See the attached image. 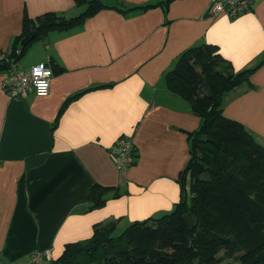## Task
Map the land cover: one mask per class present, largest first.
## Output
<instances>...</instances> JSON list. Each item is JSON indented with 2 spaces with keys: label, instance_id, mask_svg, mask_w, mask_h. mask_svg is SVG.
I'll list each match as a JSON object with an SVG mask.
<instances>
[{
  "label": "crops",
  "instance_id": "obj_1",
  "mask_svg": "<svg viewBox=\"0 0 264 264\" xmlns=\"http://www.w3.org/2000/svg\"><path fill=\"white\" fill-rule=\"evenodd\" d=\"M101 1L109 7L50 32L20 60L26 69L41 61L55 66L47 96L11 99L0 72L4 264H27L46 249L56 260L66 244L90 239L96 224H115L118 236L134 221L175 208L189 135L201 119L168 88L166 74L191 46L218 45L236 72L257 66L221 107L264 146V0L235 18L212 16L213 0ZM84 9L75 0H0V52L12 47L25 15L71 17ZM121 136L132 138L138 155L127 170L111 150ZM94 183L114 188L98 208L89 202Z\"/></svg>",
  "mask_w": 264,
  "mask_h": 264
},
{
  "label": "trees",
  "instance_id": "obj_2",
  "mask_svg": "<svg viewBox=\"0 0 264 264\" xmlns=\"http://www.w3.org/2000/svg\"><path fill=\"white\" fill-rule=\"evenodd\" d=\"M75 2L85 6L75 16L53 11L25 15L21 33L0 59V72L50 32L80 26L109 7L101 0ZM256 67L236 72L212 43L182 52L166 74L167 86L190 103L201 123L189 135L191 156L179 176L180 201L168 213L130 223L118 236L113 235L115 224H96L90 239L66 244L52 264H222L223 259L264 264V146L221 107L224 94L247 81ZM137 156L133 143L130 167ZM204 172L211 181L200 180ZM111 191L113 187L92 184L90 207L103 206ZM188 212L198 220L193 229L183 219Z\"/></svg>",
  "mask_w": 264,
  "mask_h": 264
},
{
  "label": "built area",
  "instance_id": "obj_3",
  "mask_svg": "<svg viewBox=\"0 0 264 264\" xmlns=\"http://www.w3.org/2000/svg\"><path fill=\"white\" fill-rule=\"evenodd\" d=\"M253 8V0H213L209 12L216 16L225 12L230 17H238ZM20 50L16 54H20ZM8 52H0L4 59ZM54 76L52 67L44 61L38 62L26 69L20 66V61H13L3 72L2 87L11 99H23L29 94L47 96L50 93L51 80ZM133 141L128 136L120 137L111 147L113 158L120 170H127L132 161ZM53 258L49 249L36 250L27 264H52Z\"/></svg>",
  "mask_w": 264,
  "mask_h": 264
},
{
  "label": "water",
  "instance_id": "obj_4",
  "mask_svg": "<svg viewBox=\"0 0 264 264\" xmlns=\"http://www.w3.org/2000/svg\"><path fill=\"white\" fill-rule=\"evenodd\" d=\"M199 178L201 181H211L212 180V178L208 172L202 173L199 176ZM183 219L187 222L190 229H193L198 224L197 218L191 212L184 214ZM0 264H4V263L0 260Z\"/></svg>",
  "mask_w": 264,
  "mask_h": 264
},
{
  "label": "rangeland",
  "instance_id": "obj_5",
  "mask_svg": "<svg viewBox=\"0 0 264 264\" xmlns=\"http://www.w3.org/2000/svg\"><path fill=\"white\" fill-rule=\"evenodd\" d=\"M32 47V46H31ZM30 50V49H29ZM222 264H239L238 262L234 261V260H222Z\"/></svg>",
  "mask_w": 264,
  "mask_h": 264
}]
</instances>
